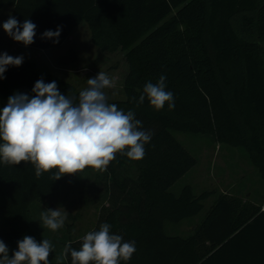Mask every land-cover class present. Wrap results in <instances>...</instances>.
<instances>
[{"label": "trees", "instance_id": "16d2710c", "mask_svg": "<svg viewBox=\"0 0 264 264\" xmlns=\"http://www.w3.org/2000/svg\"><path fill=\"white\" fill-rule=\"evenodd\" d=\"M5 6L21 24L30 19L37 25L29 47H61L75 28L87 23L96 47L126 51V98L108 102L134 111L142 130L153 136L143 159L117 153L99 171L106 189L90 230L109 223L112 234L135 241L136 252L121 264H264V187L254 198L246 197L248 190L196 195L190 185L178 195L171 191L197 164L174 132L208 136L219 145L245 150L264 185V0H0V11ZM58 27V43L42 38L46 30ZM161 75L166 91L174 94L175 107L169 110L166 103L157 111L147 97L137 105L144 85L157 83ZM4 77L0 110L14 93L35 95L32 88L41 78L56 81L61 94L79 95L71 82L30 61L9 66ZM56 171L37 178L30 162H0V240L17 250L25 235L38 242L49 239L50 264H57L66 244L79 250L86 234L75 237L78 217L72 216L63 237L52 240L33 210L96 170L88 167L55 181ZM66 195L60 199L65 201ZM210 196L209 208L187 234H174L171 228L168 233V222L175 229L200 216ZM64 264H71L70 254Z\"/></svg>", "mask_w": 264, "mask_h": 264}, {"label": "clouds", "instance_id": "9594fccd", "mask_svg": "<svg viewBox=\"0 0 264 264\" xmlns=\"http://www.w3.org/2000/svg\"><path fill=\"white\" fill-rule=\"evenodd\" d=\"M5 33L16 42L29 46L34 43L36 27L30 19L21 24L9 16L2 25ZM60 27L46 30L44 39L58 43ZM24 57L0 53V80L9 66L19 67ZM166 77L161 75L157 83L147 82L136 101L142 104L147 97L157 111L175 107L174 94L166 91ZM88 87L78 97L61 94L56 81L45 83L38 79L31 98L25 93H14L0 110V162L19 165L30 162L35 175L57 169L54 179L64 175H76L85 168L105 171L117 153L131 160H140L146 154L145 145L153 132L142 130V122L132 110L125 112L108 102L105 89L112 88L114 81L100 71L87 79ZM135 99V98H133ZM68 212L63 207L45 209L40 213V224L53 232L61 229ZM111 225L103 223L98 231H90L82 238L79 250L66 244L57 264L71 256V264H121L136 252L135 241L111 233ZM53 244L49 239L38 242L25 235L17 242V250L9 255V248L0 240V264H50L49 255Z\"/></svg>", "mask_w": 264, "mask_h": 264}, {"label": "rangeland", "instance_id": "374dc122", "mask_svg": "<svg viewBox=\"0 0 264 264\" xmlns=\"http://www.w3.org/2000/svg\"><path fill=\"white\" fill-rule=\"evenodd\" d=\"M10 15L11 8L9 6L3 7L0 11V53L6 52L13 57L22 55L24 61L34 62L37 69L55 74L71 82L77 91L87 88V79L97 76L102 71L114 81L112 88L105 89L108 98L110 100H124L126 98L124 83L129 72L126 51L119 49L116 52H108L96 47L92 42L87 23H82L75 28L69 39L61 47L41 50L20 45L5 33L2 25ZM174 135L197 159V164L173 185L171 188L173 193L180 194L187 185L192 186L196 195L209 190L229 194L244 193L249 190V194L254 198L256 193L263 191V181L256 168L250 163L245 150L232 148L228 145H219L208 136L183 132H174ZM101 177L98 170L91 171L83 180L72 181L67 184L59 191L58 195L47 199L40 207L36 205L33 210L36 218L40 217V213L45 209L63 207L68 212L65 224L61 229L53 232L45 228L52 240L59 241L63 237L66 223H71L72 216L78 217L74 232L75 237L83 236L94 228L98 214L96 205L103 201L101 197L105 195L106 189V181ZM242 178L243 180H241ZM235 184L237 186L233 187ZM242 186H245V190L241 189ZM64 192L67 194L66 200L62 201L60 196ZM212 199L213 197L210 196L205 201L206 208L200 216L184 220L175 229L174 224L168 222L166 225L168 233L171 234V228L174 234H187L193 223L197 222L199 217L204 216ZM15 250L9 248V255L11 256ZM61 264H64V259Z\"/></svg>", "mask_w": 264, "mask_h": 264}, {"label": "crops", "instance_id": "0c3cea01", "mask_svg": "<svg viewBox=\"0 0 264 264\" xmlns=\"http://www.w3.org/2000/svg\"><path fill=\"white\" fill-rule=\"evenodd\" d=\"M11 8V7H10ZM11 13H12V8H11ZM11 16V15H10ZM69 39V38H68ZM67 39V40H68ZM78 92H80V91H78ZM245 195H246V197H250L251 195L249 194V190L245 193Z\"/></svg>", "mask_w": 264, "mask_h": 264}, {"label": "water", "instance_id": "95a60500", "mask_svg": "<svg viewBox=\"0 0 264 264\" xmlns=\"http://www.w3.org/2000/svg\"><path fill=\"white\" fill-rule=\"evenodd\" d=\"M262 47H263V50H264V42H263V44H262Z\"/></svg>", "mask_w": 264, "mask_h": 264}]
</instances>
